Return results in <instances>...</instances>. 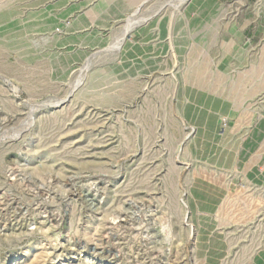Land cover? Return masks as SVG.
Instances as JSON below:
<instances>
[{
	"label": "rangeland",
	"instance_id": "rangeland-1",
	"mask_svg": "<svg viewBox=\"0 0 264 264\" xmlns=\"http://www.w3.org/2000/svg\"><path fill=\"white\" fill-rule=\"evenodd\" d=\"M93 1L0 0V264H264V0Z\"/></svg>",
	"mask_w": 264,
	"mask_h": 264
},
{
	"label": "crops",
	"instance_id": "crops-1",
	"mask_svg": "<svg viewBox=\"0 0 264 264\" xmlns=\"http://www.w3.org/2000/svg\"><path fill=\"white\" fill-rule=\"evenodd\" d=\"M79 1L82 0H73V4L75 7H77L76 4H79ZM93 1V0H92ZM199 0H194V3ZM138 3L137 0H94L91 6H85L82 11H80L79 14H76L72 19V22L69 21L65 25L64 33L68 36L75 35L78 36V34L81 32L84 25L90 26L92 28L100 30L102 34L108 32V26L115 22L116 19H119L123 17L124 13L126 11H130L133 7L132 5L136 6ZM203 10L204 11H210L212 10L213 6H210L209 4H203ZM137 8V7H136ZM65 10L67 8H64ZM81 9V8H80ZM221 17L217 19H213L210 21V24L212 26H215L216 28L222 27V20ZM226 27V26H225ZM239 30H235V32H244L242 26ZM220 30V28H219ZM221 31V30H220ZM219 31V33H220ZM224 33L228 32L227 29L223 30ZM98 33V32H96ZM139 33H134L132 36L136 37ZM63 35V32L60 36ZM77 40V39H76ZM75 40V41H76ZM81 41V40H79ZM131 46L130 44H128ZM134 47V46H132ZM136 48V47H135ZM207 103V102H206ZM205 103V104H206ZM192 110V109H191ZM190 117L194 118L193 112L189 114Z\"/></svg>",
	"mask_w": 264,
	"mask_h": 264
},
{
	"label": "bare ground",
	"instance_id": "bare-ground-1",
	"mask_svg": "<svg viewBox=\"0 0 264 264\" xmlns=\"http://www.w3.org/2000/svg\"><path fill=\"white\" fill-rule=\"evenodd\" d=\"M180 1H181V0H180ZM185 1H186V0H185ZM185 1H184V2H185ZM187 1H188V0H187ZM178 3H179V2H178ZM180 4H182V3H180ZM180 4H179V5H180ZM175 6H177V5H175ZM136 12H139V11H136ZM137 14H138V13H137ZM132 16H134V15H132ZM129 17H131V16H129ZM127 19H128V18H127ZM143 19H144V18H143ZM144 20H146V19H144ZM130 21H131V20H130ZM127 23H128V21H127ZM136 25H137V24H136ZM140 26H141V24H140ZM126 30H127V29H126ZM126 30H124V31H126ZM132 30H133V29H132ZM128 31H129V29H128ZM129 32H131V30H130ZM129 32H128V33H129ZM127 35H128V34H127ZM122 41H123V40H122ZM125 54H126V53H125ZM86 65H87V64H86ZM87 66H88V65H87ZM88 67H89V66H88ZM88 67H87V68H88ZM85 70H86V69H85ZM85 70H83V72H84ZM79 83H80V82H79ZM79 83H78V84H79ZM78 84H77V85H78ZM75 86H76V85H75ZM75 86H74V87H75ZM76 87H77V86H76ZM76 87H75V88H76ZM77 88H78V87H77ZM77 88H76V89H77ZM76 89H75V90H76Z\"/></svg>",
	"mask_w": 264,
	"mask_h": 264
}]
</instances>
